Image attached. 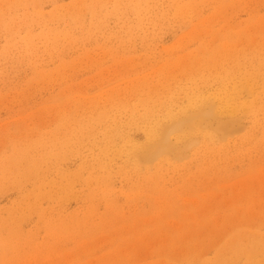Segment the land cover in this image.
Masks as SVG:
<instances>
[{
    "label": "rangeland",
    "instance_id": "1",
    "mask_svg": "<svg viewBox=\"0 0 264 264\" xmlns=\"http://www.w3.org/2000/svg\"><path fill=\"white\" fill-rule=\"evenodd\" d=\"M255 262L264 0H0V264Z\"/></svg>",
    "mask_w": 264,
    "mask_h": 264
},
{
    "label": "bare ground",
    "instance_id": "2",
    "mask_svg": "<svg viewBox=\"0 0 264 264\" xmlns=\"http://www.w3.org/2000/svg\"><path fill=\"white\" fill-rule=\"evenodd\" d=\"M210 110H211V109H210ZM232 112H233V111H232ZM207 113H208V111H207ZM209 113H212V112L210 111ZM203 114H204V113H203ZM212 114H213V113H212ZM201 115H202V114H201ZM205 115H207V114L205 113ZM208 115H209V114H208ZM202 116H204V115H202ZM202 116H200V117L202 118ZM212 116H213V115H212ZM214 116L217 118V115H214ZM214 116H213V119L215 118ZM203 118L205 119L206 117L204 116ZM208 118L210 119V117H208ZM197 119H198V118H197ZM211 119H212V118H211ZM217 119H218V118H217ZM205 120H206V119H205ZM214 120H215V119H214ZM215 121H217V120H215ZM231 121H233V120H230V122H221L220 124L217 122V123H218V126H216V128H219L220 130L225 131V132H227V131H231V130H234V128L237 127V126H235V124H237V123H234V122H237V121H234V122H232V123H231ZM198 122H199V121H198ZM201 122H203V121H201ZM201 122H200V124H201ZM204 122H205V121H204ZM192 123H193V122H192ZM184 124H185V122H184ZM184 124H183V126H185ZM181 125H182V124H181ZM237 125H238V124H237ZM216 128H215V129H216ZM238 128H239V127H238ZM190 129H191V126H190ZM219 129H218L217 131H219ZM159 130H160V129H159ZM159 130H158V131H159ZM178 130H179V129H178ZM238 130H239V129H238ZM158 131H157V132H158ZM162 131H163V130H162ZM176 131H177V130H176ZM190 131H192V130H190ZM182 132H183V131H182V129H181V133H182ZM159 133L161 134V131H160ZM164 133H165V131L162 132L163 135H164ZM179 133H180V132H179ZM186 133H187V132H186ZM218 133H219V132H218ZM165 134H166V133H165ZM223 134H224V133H223ZM157 135H158V134H157ZM220 135H221V134H220ZM154 136H155V135H154ZM164 136H165V135H164ZM188 136H189V135H188ZM225 136H226V135H224V137H225ZM159 137H160V136H159ZM219 137H220V136H219ZM221 137H222V136H221ZM224 137H223V138H224ZM157 138H158V137H157ZM160 138H161V137H160ZM162 138H164V137H162ZM162 138H161V141H162ZM166 138H167V135H166ZM166 138H165V139H166ZM165 139H163V140H164L163 142L166 141ZM161 141L159 140V141H157V142L159 143V142H161ZM157 142L155 141L156 144H157ZM163 142H162V143H163ZM188 142H189V141H188ZM188 142H187V143H188ZM150 144H151V143H150ZM156 144H151V146H150V147H152V150L150 149L151 151H153V149H154V146H153V145H156ZM166 144H168L167 146H169V145L172 146V144H170V143H168V142H167ZM157 145H158V149H157V150H159V149H160V148H159V144H157ZM157 145H156V146H157ZM156 146H155V149H156ZM181 148H182V147H181ZM155 149H154L153 152H155ZM164 149H165L166 151H165ZM171 149H172V150H171ZM157 150H156V151H157ZM160 150H161V149H160ZM162 150L165 151V152H167V149H166V148H162ZM170 150H171V151H174L175 149H173V148L171 147ZM170 150H168V152H169ZM151 151H149V153H150ZM175 151H176V150H175ZM179 151H180V150H179ZM159 152H160V151H159ZM177 152H178V151H177ZM180 152H181V151H180ZM161 153H162V151H161ZM169 153H170V152H169ZM171 153H172V152H171ZM173 153H174V152H173ZM151 154H152V152H151ZM156 154H158V153H156ZM166 154H167V153H166ZM176 155H177V154H176ZM12 190H13V189H12ZM244 240H245V239H244ZM230 241H231V240H230ZM227 244H228V243H227ZM230 250H231V249H230ZM221 253H222V252H221ZM222 255H223V254H222ZM223 256H224V255H223ZM248 259H249V258H248ZM219 260H220V259H219ZM253 264H261V263H260V262H255V263H253Z\"/></svg>",
    "mask_w": 264,
    "mask_h": 264
}]
</instances>
